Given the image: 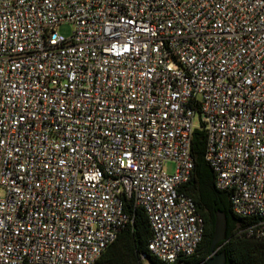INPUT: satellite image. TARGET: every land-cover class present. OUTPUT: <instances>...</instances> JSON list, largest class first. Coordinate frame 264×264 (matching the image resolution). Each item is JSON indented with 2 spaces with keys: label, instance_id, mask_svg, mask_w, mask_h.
Segmentation results:
<instances>
[{
  "label": "built area",
  "instance_id": "2783aa9c",
  "mask_svg": "<svg viewBox=\"0 0 264 264\" xmlns=\"http://www.w3.org/2000/svg\"><path fill=\"white\" fill-rule=\"evenodd\" d=\"M198 126L264 240V0H0V264H92L126 204L150 254L184 264L204 231L179 190Z\"/></svg>",
  "mask_w": 264,
  "mask_h": 264
},
{
  "label": "trees",
  "instance_id": "16d2710c",
  "mask_svg": "<svg viewBox=\"0 0 264 264\" xmlns=\"http://www.w3.org/2000/svg\"><path fill=\"white\" fill-rule=\"evenodd\" d=\"M205 142V130L201 126L195 127L190 140L193 169L179 190L193 199L196 211L202 216L204 231L196 252L184 257L183 263L198 264L210 255L209 243L214 230V213L220 210L225 214L226 229L224 239L217 243V251L224 252V264H264V240L248 237L241 231L251 218L235 215L228 193L215 187L214 172L204 160ZM125 208L132 216L131 222L119 231L116 239L92 264H142L144 259L152 264H173L156 259L148 251L146 245L150 228L143 210L131 209L128 204Z\"/></svg>",
  "mask_w": 264,
  "mask_h": 264
},
{
  "label": "water",
  "instance_id": "95a60500",
  "mask_svg": "<svg viewBox=\"0 0 264 264\" xmlns=\"http://www.w3.org/2000/svg\"><path fill=\"white\" fill-rule=\"evenodd\" d=\"M226 218L224 212L217 210L214 213V230L209 243L210 255L198 264H224L225 254L217 251V243L224 239Z\"/></svg>",
  "mask_w": 264,
  "mask_h": 264
},
{
  "label": "rangeland",
  "instance_id": "374dc122",
  "mask_svg": "<svg viewBox=\"0 0 264 264\" xmlns=\"http://www.w3.org/2000/svg\"><path fill=\"white\" fill-rule=\"evenodd\" d=\"M70 31H71V27H70L69 23H63L58 28V32L61 33L64 37L69 36ZM193 120H194L195 123H198V120H199L198 119V115H195ZM163 168L168 173H171L174 170V163L171 162V161H168V162L163 164ZM142 264H152V263L148 259H144L142 261Z\"/></svg>",
  "mask_w": 264,
  "mask_h": 264
}]
</instances>
